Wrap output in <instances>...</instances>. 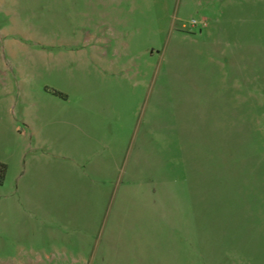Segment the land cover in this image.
I'll return each instance as SVG.
<instances>
[{
	"label": "rangeland",
	"instance_id": "obj_1",
	"mask_svg": "<svg viewBox=\"0 0 264 264\" xmlns=\"http://www.w3.org/2000/svg\"><path fill=\"white\" fill-rule=\"evenodd\" d=\"M0 264H264V0H0Z\"/></svg>",
	"mask_w": 264,
	"mask_h": 264
},
{
	"label": "trees",
	"instance_id": "obj_2",
	"mask_svg": "<svg viewBox=\"0 0 264 264\" xmlns=\"http://www.w3.org/2000/svg\"><path fill=\"white\" fill-rule=\"evenodd\" d=\"M7 172V167L5 164L0 163V185H2L5 175Z\"/></svg>",
	"mask_w": 264,
	"mask_h": 264
}]
</instances>
